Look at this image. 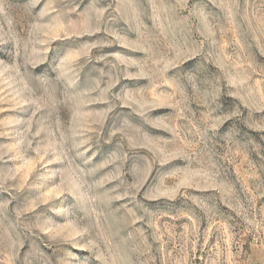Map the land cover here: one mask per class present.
<instances>
[{
	"label": "rangeland",
	"instance_id": "1",
	"mask_svg": "<svg viewBox=\"0 0 264 264\" xmlns=\"http://www.w3.org/2000/svg\"><path fill=\"white\" fill-rule=\"evenodd\" d=\"M0 264H264V0H0Z\"/></svg>",
	"mask_w": 264,
	"mask_h": 264
}]
</instances>
